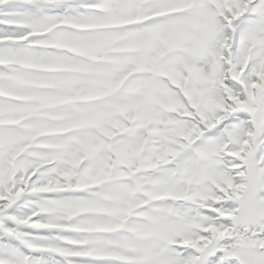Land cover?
Instances as JSON below:
<instances>
[{
  "label": "snow or ice",
  "instance_id": "1",
  "mask_svg": "<svg viewBox=\"0 0 264 264\" xmlns=\"http://www.w3.org/2000/svg\"><path fill=\"white\" fill-rule=\"evenodd\" d=\"M0 264H264V0H0Z\"/></svg>",
  "mask_w": 264,
  "mask_h": 264
}]
</instances>
